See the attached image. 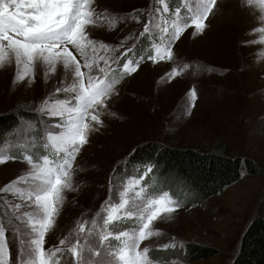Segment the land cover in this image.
Segmentation results:
<instances>
[{"label": "rangeland", "instance_id": "1", "mask_svg": "<svg viewBox=\"0 0 264 264\" xmlns=\"http://www.w3.org/2000/svg\"><path fill=\"white\" fill-rule=\"evenodd\" d=\"M191 2L93 0L91 7L102 15L94 18L95 23L88 25L86 31L96 41V52L89 47L82 55L67 45L80 62L85 83L89 72L102 79L107 73L108 80L118 83L105 98V106L90 110L85 121L90 125L88 143L81 148L70 170L73 190L63 192L60 211L45 236L46 251L63 249L57 252L59 264H72L68 249L84 237L78 232V224L91 222L96 216L108 199L110 183L114 199L118 188L137 179L140 187L147 186L146 195L167 192L179 203L177 211L162 213L153 221L151 229L158 230V234L140 244L141 251L149 248L153 264H233L248 226L264 218V32L260 31L264 28V5L259 0H217L204 31L195 33L194 27H188L172 46L171 60L148 59L159 43L156 25L168 20L170 27L177 8L181 10L179 22H187L184 18ZM165 6L168 13H163ZM157 8L161 9L163 20L157 15ZM153 17L149 33L141 35ZM3 43L6 45L7 41ZM101 43L108 47H100ZM85 60L91 69L85 67ZM128 61L133 65L139 61V67L131 74L122 71ZM101 67L105 73L99 72ZM17 70L10 54V60L0 66V116L23 113V138L17 142L27 145L28 141V146L33 142L35 148L42 139L47 148V134L60 131L54 127L60 118L36 109L45 100L54 105L74 96L71 91H63L71 85L73 72H66L61 64L56 65L55 71L37 64L32 75L18 82ZM174 70L178 74L169 79ZM57 88L62 89L59 95ZM192 89L196 90L197 99L194 107H188ZM92 114L99 117L100 123L91 119ZM147 142L199 151L223 148L231 157L254 160L263 174L251 177L243 168L239 183L222 195L200 202L195 192H187L182 179L171 181L157 176L156 181L148 169L134 174L124 171L125 161L131 160L136 148ZM11 149L10 142L0 148V155L12 157L0 163V225L4 227L9 249L8 264H16L18 236L28 231L17 217L31 213L33 205L17 192L5 191L9 187L26 188L21 178H27L31 172L25 158L12 155ZM16 204L21 207L16 209ZM134 224L135 221L128 220L109 227L120 231ZM94 238L95 234L89 239ZM61 240L65 241L63 245ZM173 243L175 247L171 246ZM190 244L211 246L219 254L189 262Z\"/></svg>", "mask_w": 264, "mask_h": 264}, {"label": "snow or ice", "instance_id": "2", "mask_svg": "<svg viewBox=\"0 0 264 264\" xmlns=\"http://www.w3.org/2000/svg\"><path fill=\"white\" fill-rule=\"evenodd\" d=\"M157 2L163 3V0ZM259 2L264 5V0ZM92 3L93 0H0V66L10 60V54L14 56L18 69L16 80L21 82L32 75V69L37 64L46 65L52 71H55L57 64H61L66 72L69 69L73 72L71 85L63 91L75 93L70 99L58 100L54 105L45 100L42 102L43 106L36 109L40 113L60 118L59 123L54 126L60 131L49 132L48 144L45 145L52 148L56 158L45 155L42 160L34 162L32 156H25L31 172L27 178L21 180L27 187L5 189L17 192L33 205L31 213L17 217L26 225L28 231L20 233V229H16L20 233L16 264H59L57 252H62L63 249L57 248L51 253L46 251L45 236L60 211L63 192L73 190L70 170L77 154L88 143L90 125L85 121L90 110L96 106H105V98L112 92L114 83H118L106 78L107 73L103 67L99 68V72L105 73V78L93 76L89 72L85 83V73L81 71L80 62L67 47L72 45L82 55H86L85 50L89 47L96 52V41L89 38L86 28L94 24V18H99L102 14L91 7ZM216 4L217 0H192L187 5L188 15L184 18L187 22H179L181 10L177 8L170 27L169 21L163 20L161 9L157 8L156 13L161 16L163 23L156 25L160 32L156 37L159 43L154 46V52L148 59L153 62L171 60L172 46L181 34L188 27H194L195 33H202L207 26L205 21ZM168 12L169 9L165 6L163 13ZM153 19L155 17L148 21L141 35L149 33V25ZM260 31L264 32V28ZM4 41H7L6 45ZM100 47L108 46L101 43ZM105 63L108 61L105 60ZM85 67L91 69L87 60ZM138 67L139 61L135 65L128 61L122 71L131 74ZM177 74L174 70L168 78L171 79ZM61 91L62 89L57 88L56 94L59 95ZM189 97L188 107H194L197 99L195 89L190 91ZM91 119L100 123L95 114L91 115ZM10 158L12 157L0 155V163ZM151 171L152 168L149 167L148 172ZM146 187H140L139 180L132 179L117 189L114 199L110 183L108 199L101 205L96 216L91 222L78 224V232L84 234V237L83 240L77 239L68 249L72 264H153L149 258V248L145 247L141 251L140 244L158 234V230L151 229L154 220L162 213L171 214L177 211L180 205L167 192L146 195ZM14 207L19 209L21 205L16 204ZM128 220L135 221L130 228L116 231L109 227ZM93 234L95 238L89 239ZM4 237V227L0 225V264H8L9 260V249ZM110 240L118 243H109ZM64 243V240L60 241L61 245ZM171 246L175 247V244Z\"/></svg>", "mask_w": 264, "mask_h": 264}, {"label": "trees", "instance_id": "3", "mask_svg": "<svg viewBox=\"0 0 264 264\" xmlns=\"http://www.w3.org/2000/svg\"><path fill=\"white\" fill-rule=\"evenodd\" d=\"M26 117L23 113L0 116V148L10 142L11 153L14 156L25 158L31 155L35 161L41 160L45 155L52 154L50 148L44 147V140L39 141L38 147L32 143H18L22 139L20 126ZM125 161L123 167L128 174L140 172L152 167L155 180L157 176L171 181L182 179L186 182L187 192H195L197 200L203 202L212 197L219 196L243 177V168L251 177L263 174V169L254 160L242 157H231L223 148L204 149L199 151L186 147L162 146L147 142L137 147ZM122 173V168L119 174ZM219 254L211 246L203 244H190L188 248L189 262L206 260ZM233 264H264V218L253 221L242 236L240 252Z\"/></svg>", "mask_w": 264, "mask_h": 264}]
</instances>
